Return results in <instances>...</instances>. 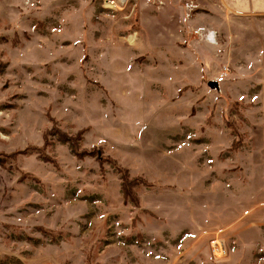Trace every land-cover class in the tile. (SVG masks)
Wrapping results in <instances>:
<instances>
[{
  "label": "rangeland",
  "instance_id": "374dc122",
  "mask_svg": "<svg viewBox=\"0 0 264 264\" xmlns=\"http://www.w3.org/2000/svg\"><path fill=\"white\" fill-rule=\"evenodd\" d=\"M219 1L0 0V264H264V16Z\"/></svg>",
  "mask_w": 264,
  "mask_h": 264
},
{
  "label": "crops",
  "instance_id": "0c3cea01",
  "mask_svg": "<svg viewBox=\"0 0 264 264\" xmlns=\"http://www.w3.org/2000/svg\"><path fill=\"white\" fill-rule=\"evenodd\" d=\"M224 9H230L238 16H264V0H220Z\"/></svg>",
  "mask_w": 264,
  "mask_h": 264
},
{
  "label": "built area",
  "instance_id": "2783aa9c",
  "mask_svg": "<svg viewBox=\"0 0 264 264\" xmlns=\"http://www.w3.org/2000/svg\"><path fill=\"white\" fill-rule=\"evenodd\" d=\"M130 0H103V7L107 9L124 10ZM210 41L211 37L207 36Z\"/></svg>",
  "mask_w": 264,
  "mask_h": 264
},
{
  "label": "bare ground",
  "instance_id": "6f19581e",
  "mask_svg": "<svg viewBox=\"0 0 264 264\" xmlns=\"http://www.w3.org/2000/svg\"><path fill=\"white\" fill-rule=\"evenodd\" d=\"M207 36L211 37V40H210L211 43H215L213 33H207L206 37Z\"/></svg>",
  "mask_w": 264,
  "mask_h": 264
},
{
  "label": "water",
  "instance_id": "95a60500",
  "mask_svg": "<svg viewBox=\"0 0 264 264\" xmlns=\"http://www.w3.org/2000/svg\"><path fill=\"white\" fill-rule=\"evenodd\" d=\"M208 85H209L210 87H217V83H216V82H213V81H210V82L208 83Z\"/></svg>",
  "mask_w": 264,
  "mask_h": 264
},
{
  "label": "trees",
  "instance_id": "16d2710c",
  "mask_svg": "<svg viewBox=\"0 0 264 264\" xmlns=\"http://www.w3.org/2000/svg\"><path fill=\"white\" fill-rule=\"evenodd\" d=\"M124 184H125V182H124Z\"/></svg>",
  "mask_w": 264,
  "mask_h": 264
}]
</instances>
